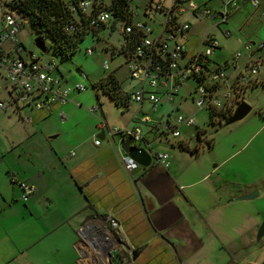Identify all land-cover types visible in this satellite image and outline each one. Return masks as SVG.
Segmentation results:
<instances>
[{
	"label": "crops",
	"instance_id": "1",
	"mask_svg": "<svg viewBox=\"0 0 264 264\" xmlns=\"http://www.w3.org/2000/svg\"><path fill=\"white\" fill-rule=\"evenodd\" d=\"M258 81L264 88L261 71ZM79 94H71L63 107L38 111L47 123L41 133L48 144L18 159L25 170L7 164L11 185L6 190L0 184V264H81L78 227L107 226L108 217L118 222V264H241L243 250L257 242L260 225L249 206L244 208L249 203L243 202L253 199L243 198L254 192L256 198L264 196V139L255 138L264 133V112L215 160L181 136L156 151V122L141 125L140 146L151 143L155 152L166 153L168 167L139 166L128 173L120 160L125 154L120 137L103 139L99 124L136 127L147 113L145 103L140 108L130 102L111 112L96 96L98 116L77 106L83 101ZM86 114L90 121L82 118ZM0 155L2 164L5 156ZM10 175L34 186L26 203L19 201L21 191Z\"/></svg>",
	"mask_w": 264,
	"mask_h": 264
},
{
	"label": "built area",
	"instance_id": "2",
	"mask_svg": "<svg viewBox=\"0 0 264 264\" xmlns=\"http://www.w3.org/2000/svg\"><path fill=\"white\" fill-rule=\"evenodd\" d=\"M63 1L72 12L73 20L66 27L70 34L79 29L80 19L84 16L95 32L96 40L100 41V33L107 29L117 35L116 47L109 46L106 41L103 43L112 57L118 54L124 58L129 77L137 83L131 93V102L140 108L143 103H148L151 112L155 113L160 106L172 104L183 86L191 80L195 89L188 94L195 109L231 116L242 103L241 96L245 89L259 83L260 60L262 61L259 52L264 49V44L237 40V44L246 52L245 55L237 51L229 60L219 65L214 62V56L220 50V43L209 33L201 39L197 50L188 52L186 43L190 24L182 20L186 13L200 21L209 20L213 23V29L229 39L232 32L222 27L241 9L240 1L249 3L253 10H257L260 7L258 0H224L219 12L200 9L192 0H150L144 6L142 15L133 6L134 0ZM114 2H117L116 9L113 8ZM3 7L6 12L0 18V67L4 72L10 104L14 109L19 111L26 107L32 111H43L53 106L63 107L70 101L73 92H84L86 87L82 84H76L73 88L65 85L63 75L52 57L43 62L33 53L28 54L27 60L21 56L25 50L18 34L24 20L7 3ZM261 15L264 17V12ZM150 23L156 26L152 27ZM95 50L94 46L87 49L85 54L92 55ZM103 70H109L108 62L103 64ZM83 77L86 78L84 75ZM0 109L5 112L7 107L0 103ZM166 117L164 129L173 138L180 136L181 127L195 126L193 115H178L175 123L171 121L170 113ZM151 122L143 114L136 127L109 128L102 120L99 129L103 130L104 139H113L117 135L121 141L130 138L135 145H140L144 140L141 125ZM161 124L156 122L154 125L159 137L166 135ZM95 144L99 145L100 141H95ZM144 148L151 151L152 165L168 167L166 153L155 152L151 143H147ZM120 160L128 173L139 167L127 154H120ZM10 181L20 189L19 201L22 203H26L35 193L31 184L16 181L12 175ZM106 221L107 226L90 222L78 227V253L82 264H118L117 254L121 241L114 235L118 222L114 217H108Z\"/></svg>",
	"mask_w": 264,
	"mask_h": 264
},
{
	"label": "rangeland",
	"instance_id": "3",
	"mask_svg": "<svg viewBox=\"0 0 264 264\" xmlns=\"http://www.w3.org/2000/svg\"><path fill=\"white\" fill-rule=\"evenodd\" d=\"M11 0H0V18L6 9L3 7L4 3H9ZM150 0H134L133 6L137 9V12L142 15L144 6ZM260 7L257 10H253L250 5L244 6L241 10L236 12L228 21L226 26L222 29H227L232 32V37L226 39L223 35L213 29V23L209 20H199L192 17L191 14L186 13L183 15L182 20L188 21L190 24V30L187 34L186 47L189 53L194 52L200 47L201 39L206 33L213 35L220 43V50L216 52L214 56V62L217 64H223L225 60H229L231 56L241 51L244 55L243 48L237 44L238 39L247 40L251 39L256 43L264 44V17L261 15L264 12V0H258ZM196 7L200 9H209L213 11H220L221 5L224 0H192ZM25 21L21 22L20 32L18 39L25 51L22 52V57L27 60L28 54L33 53L41 61L46 62L50 59V55L53 53L51 49H47V52H41L37 49L34 43L35 37L30 30L29 25ZM152 27L156 24L150 23ZM103 40V41H101ZM117 46L118 37L116 34L111 33L109 29L100 33V41L87 36L78 45V50L73 53L69 59L61 61L60 57L54 59L58 65L59 72L63 75V80L67 87H75L76 84H82L86 87V90L79 94L83 98V101L79 103L83 109L94 113L95 115L100 113L94 112L93 109L97 108V99L102 104L103 110L115 111L118 107L115 103L109 99V97L100 90L92 88V84L96 81L107 76L108 73H114L119 81L121 89L126 92L130 90V87L137 83L131 80L129 77L128 69L125 65V60L120 55L116 54L111 56V52H105L106 44ZM96 48L92 55H86L85 51L92 47ZM107 48V47H106ZM264 54V49L259 52V55ZM108 61L109 70H103V64ZM260 71L264 76V55L262 61L260 60ZM81 71L82 73H79ZM4 72L0 67V103L6 105L7 110L4 112L0 109V154H4V162L0 164V184L5 186V189H9L8 175L6 173L7 167H16L19 170H25V163L20 160H25L29 154V151L38 144L47 145L48 141L45 140L48 137L41 133L43 126H46V121L41 119V114L38 111L31 110L23 107L18 112L10 104V97L8 94V84L3 78ZM86 76L85 77H83ZM133 89V88H132ZM195 84L189 80L181 89L180 95L175 99L172 104H164L160 106L159 112L153 113L150 111V105L145 103L143 109L147 110L145 113L151 121L160 122L162 130L164 129L166 116L170 113V118L175 123V118L178 115H188L195 112L194 127H181L180 136L184 140H191L190 145L201 146L200 152L205 154V157L210 160H215L219 155L224 154L228 146H231L235 140L240 139L244 131L251 126L250 120L255 116H260V113L264 112V93L262 85L258 84L253 87L245 89L241 101L251 107L250 113L241 121L226 126L224 119H220L217 115L210 114L209 110L201 109L197 110L192 104V100L189 96V91H194ZM73 92L72 94H76ZM133 105L131 104V107ZM81 108V110H83ZM92 110V111H91ZM169 112V113H167ZM87 115V116H86ZM83 115L82 118L86 121L91 120L90 114ZM163 115V116H161ZM31 118V121L28 119ZM33 120V121H32ZM165 136H157L155 139L154 149L159 151L160 149H167V145L174 143L175 139L168 133L167 130H163ZM168 133V134H167ZM256 141L260 142L264 139V133H258ZM213 140V147L208 149L206 147L205 140ZM176 142V141H175ZM49 149V148H47ZM1 156V155H0ZM9 164V165H7ZM215 164V163H213ZM7 165V166H6ZM5 182H4V179ZM264 192V191H263ZM255 193V192H254ZM22 203V202H21ZM249 203L248 210L252 212V215L257 217L259 224L264 221V196L263 198H255L252 201L243 202ZM23 204V203H22ZM243 208L244 212L246 211ZM259 225V226H260ZM79 249V248H78ZM80 252V250L78 251ZM79 255V253H78ZM81 261V256H78ZM241 264H264V236L259 242H255L250 249L246 248L242 252Z\"/></svg>",
	"mask_w": 264,
	"mask_h": 264
},
{
	"label": "trees",
	"instance_id": "4",
	"mask_svg": "<svg viewBox=\"0 0 264 264\" xmlns=\"http://www.w3.org/2000/svg\"><path fill=\"white\" fill-rule=\"evenodd\" d=\"M117 2H114L113 5L115 9ZM8 6L17 11L24 21L26 19L29 27L35 28L38 36L45 43L44 52H47L48 48L51 49L53 53L50 57L53 56V59H57V56L60 57L61 61L69 59L78 50L79 43L87 36L96 37L84 16L80 19L79 29L71 34L66 31L67 24L73 20V17L70 8L63 0H11ZM120 9L122 8L120 7ZM104 51L108 52V49L106 48ZM92 88L107 95L117 107L127 108L131 102V93L121 89L114 73H108L104 78L94 82ZM210 114L217 115L224 121L230 117L229 114L223 113L210 112ZM205 143L206 147L210 149L213 140L206 139Z\"/></svg>",
	"mask_w": 264,
	"mask_h": 264
},
{
	"label": "water",
	"instance_id": "5",
	"mask_svg": "<svg viewBox=\"0 0 264 264\" xmlns=\"http://www.w3.org/2000/svg\"><path fill=\"white\" fill-rule=\"evenodd\" d=\"M30 30L32 31L33 36L35 37L34 39L35 46L37 47L38 50L44 52L45 44L38 36V32L35 30L33 26L30 27ZM263 93H264V89H263ZM250 111H251V107L249 105H247L244 102L240 103V105L236 108L234 113L227 119V121H225V125L228 126L233 123L241 121L250 113ZM121 150L125 154H127L130 158H132L141 167L148 168L152 165L151 151L144 147H141L140 145H135L130 138H126L122 140ZM256 197H257V192L244 197L243 200H252ZM263 236H264V221L261 223V225L258 228L256 241L259 242L263 238Z\"/></svg>",
	"mask_w": 264,
	"mask_h": 264
}]
</instances>
